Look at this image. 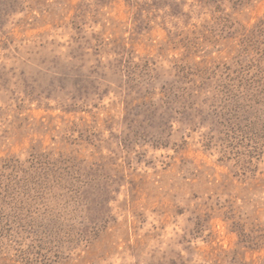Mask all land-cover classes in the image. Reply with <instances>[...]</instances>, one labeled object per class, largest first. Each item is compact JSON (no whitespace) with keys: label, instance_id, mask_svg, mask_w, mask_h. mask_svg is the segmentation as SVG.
Masks as SVG:
<instances>
[{"label":"rangeland","instance_id":"374dc122","mask_svg":"<svg viewBox=\"0 0 264 264\" xmlns=\"http://www.w3.org/2000/svg\"><path fill=\"white\" fill-rule=\"evenodd\" d=\"M0 264H264V0H0Z\"/></svg>","mask_w":264,"mask_h":264}]
</instances>
